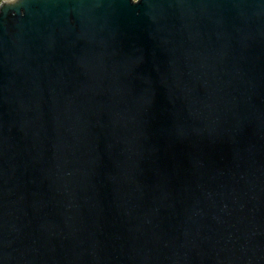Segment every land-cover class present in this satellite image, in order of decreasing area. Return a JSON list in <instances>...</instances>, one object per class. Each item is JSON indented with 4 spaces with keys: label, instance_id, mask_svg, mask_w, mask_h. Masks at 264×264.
<instances>
[{
    "label": "water",
    "instance_id": "obj_1",
    "mask_svg": "<svg viewBox=\"0 0 264 264\" xmlns=\"http://www.w3.org/2000/svg\"><path fill=\"white\" fill-rule=\"evenodd\" d=\"M0 264H264V0H4Z\"/></svg>",
    "mask_w": 264,
    "mask_h": 264
},
{
    "label": "clouds",
    "instance_id": "obj_2",
    "mask_svg": "<svg viewBox=\"0 0 264 264\" xmlns=\"http://www.w3.org/2000/svg\"><path fill=\"white\" fill-rule=\"evenodd\" d=\"M4 3V0H2V2H0V4H3Z\"/></svg>",
    "mask_w": 264,
    "mask_h": 264
},
{
    "label": "rangeland",
    "instance_id": "obj_3",
    "mask_svg": "<svg viewBox=\"0 0 264 264\" xmlns=\"http://www.w3.org/2000/svg\"><path fill=\"white\" fill-rule=\"evenodd\" d=\"M0 2H2V0H0Z\"/></svg>",
    "mask_w": 264,
    "mask_h": 264
}]
</instances>
